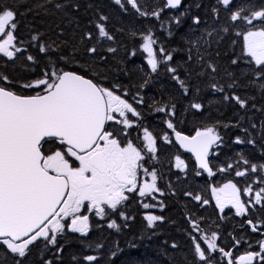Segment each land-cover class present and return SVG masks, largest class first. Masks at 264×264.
<instances>
[{
	"label": "snow or ice",
	"instance_id": "obj_1",
	"mask_svg": "<svg viewBox=\"0 0 264 264\" xmlns=\"http://www.w3.org/2000/svg\"><path fill=\"white\" fill-rule=\"evenodd\" d=\"M27 3L28 0H16L12 7L0 4V69L8 67V62L33 74L39 68V75L25 81L13 80L0 70V252L3 253L0 264L9 261L25 264L37 244L40 245V264H63L68 234L87 238L90 233V216L82 209L104 221L107 229L122 233L135 219L125 211L129 194L139 198L143 209L159 208L163 212L166 204L155 195H165L157 183L162 177L155 167L147 166L160 162V142L168 145L175 142L191 153L195 158L196 177L205 173L214 177L217 172L234 171L236 177L248 178L243 189L233 180L218 186L209 185L219 212L231 208L236 216L245 217L258 208L264 210V162H253L244 153L237 152L238 160L214 171L211 159L218 156V149L225 145L221 128H239L244 133L243 137L237 135L233 139L236 145L256 148L260 141V155L264 157V120L258 126L249 116L248 127L243 126V116L234 122L217 120L196 128L194 135H185L176 125L175 101L169 98L159 104L153 99L148 103L149 110L162 113L163 124L170 130L156 135L149 127L138 123L144 113L137 107L146 104L144 93L148 88L159 86L163 94L160 80L166 75L176 85L181 98H189L185 113L204 112L203 91H210L213 96L219 94L221 98L210 100L208 106L234 103L241 110L264 113V105L255 103L256 96H241L235 91L242 86L240 80L246 79L247 86L264 100V3L214 0L204 5L200 0L189 4L184 0H163L162 3L156 0L155 7L149 11L143 0H112L124 14H128L130 8L136 19L154 21L140 29L129 30L128 35L140 43L131 51L125 49L126 55L117 60L116 68L106 66L108 56L102 54L115 57L119 51V46H114L116 37L108 27V15L97 9L87 21L95 31L85 29L77 36L80 23L74 13L80 11L79 0H39L19 11ZM92 7L87 5V9ZM202 7L205 8L203 17L194 14V10ZM41 12L44 15L58 13L65 26L74 25L71 41L61 39L65 33L59 23L55 25L58 29L55 40L46 39L44 30L33 31L27 41L19 40L17 16L33 13L35 18ZM189 19L187 30L180 33ZM158 32L164 34L163 38ZM178 33L179 42L171 45L170 41L177 38ZM229 34L243 40L240 53H234L230 60L232 66L243 63L239 77L227 68L222 72L219 63V47ZM29 47L35 49L43 61L29 52ZM137 55H142L143 62L133 65ZM177 55L181 58L176 59ZM118 75L129 80L135 75L136 83L125 86ZM17 85L34 94L18 91ZM131 88L136 91L129 102ZM134 127L142 132L137 142L126 139ZM173 166L186 174L188 166L180 155H175ZM242 193L247 200H242ZM172 194L176 195L174 190ZM183 196L195 202L194 207L203 208L210 203L196 190H184ZM149 198L154 202H149ZM185 219L190 229L186 234L191 242L190 255L182 257L185 264H264V238L256 242L258 250H247L234 257L231 250L217 243V231L209 232L201 227L204 217L189 210ZM143 221L144 232L150 234L128 240V248L138 247V239L150 240L159 235L157 229L168 218L145 212ZM244 223L253 233L259 232L264 237L261 232L264 218L257 216L255 221L249 218ZM234 239V247L244 242L252 248L243 236ZM80 242L98 254H72V264H99L104 259V242L86 243L85 239ZM169 247L178 249L179 246L173 241ZM123 251L119 241H114L107 252V264H113L114 258Z\"/></svg>",
	"mask_w": 264,
	"mask_h": 264
},
{
	"label": "trees",
	"instance_id": "obj_2",
	"mask_svg": "<svg viewBox=\"0 0 264 264\" xmlns=\"http://www.w3.org/2000/svg\"><path fill=\"white\" fill-rule=\"evenodd\" d=\"M39 0H28V3L23 7L19 8V11H23L25 7H30L32 4L38 3ZM62 2V0H61ZM162 3L163 1L160 0ZM194 0H184L185 4L193 3ZM204 5H209L214 2V0H200ZM237 3L240 0H236ZM81 5L80 11L74 13V15L79 17L80 28L77 30V36L82 34V32L87 29L89 31H95L94 27H89L87 21L90 20L95 14L97 9L100 12L109 16L108 27L109 30L116 37L117 44L114 46H119V51L115 53V57L112 54L102 53L108 56L106 61V66H111L112 68L117 67V60H120L126 55L125 49L131 51L134 46H138L140 43L139 40H133L132 37L128 35L130 29H140L146 23H154V21H146L142 19H136V14L129 8L128 14H124L120 8L112 3V0H79ZM257 4L264 3V0H256ZM0 4H6L9 7H12L16 4V0H0ZM91 4L93 7L87 9V5ZM144 6L151 11L156 4V0H143ZM235 7V5H233ZM37 11H40L37 9ZM167 13H165L166 15ZM194 14L201 15L202 17L205 14V8L200 10H194ZM210 12L208 13V18L210 19ZM224 14L222 13V16ZM19 21V27L16 31V36L19 40L27 41L30 38V35L33 31L44 30L47 32L46 39L55 40L57 38L58 29L55 27L56 24H60V27L64 29L65 35L61 39L70 40L72 39V33L74 25L65 26L61 21L60 15H44L42 12L40 15L35 16L33 13H29L25 16H17ZM191 21L188 20V25ZM31 25V27H28ZM123 28L124 31L120 32L117 29ZM183 29V28H182ZM182 31V30H181ZM180 31V33H181ZM185 32V31H184ZM177 38L170 41L171 45H175L179 42V35ZM163 38L164 34L161 32L157 33ZM236 43L233 44L232 42ZM243 40L242 37H237L234 34H229L226 36L225 40L219 47L221 53L219 58V63L221 70L227 68L229 71H235L237 77L240 76L241 69L244 68L243 63L238 66H232L230 60L233 58V54H239L242 48ZM27 46V45H25ZM29 52L33 55L39 57V53L32 49L28 48ZM43 61L42 57H39ZM181 57L177 55L176 59ZM137 61H142V55H137L132 62L133 65L140 64ZM21 63V61H17ZM27 63V61H23ZM8 67H4L0 70L8 74L13 80L25 81L27 79H34L36 75H39V68L35 74L30 72L23 71L20 67H13L12 62H8ZM118 80L125 86H131L136 83L135 75L132 80H129L123 75H118ZM160 84L163 85L164 92L163 94L159 90V86L148 88L144 95L146 99V104L139 107L140 111L144 113L142 120L138 123H142L144 126L149 127L151 131L156 135L162 134L164 131H168L163 124L164 115L162 113H153L148 108V103H151L153 99L159 102V104H164L171 98L177 104V117L176 125L178 130L182 131L185 135H194L195 130L198 127H203L207 124H212L217 120L221 122L236 121L241 116L245 117V120L242 122L244 127L249 126V121L247 117H251L252 120L259 126L261 120H264V113L255 112V111H245L239 109V106L234 103L223 104L217 103L211 106H208L210 100L221 99L219 94L213 96L210 91L202 92V102L206 105L204 112L196 113L193 115L191 112L185 113L184 107L189 98H181L176 85L174 82H171L166 75L161 77ZM241 87L235 89V91L241 96H256L255 103L257 106L264 105V100H262L259 94L255 89L247 86V80L241 79ZM17 90L22 91L25 94H34L32 90L19 89L17 85ZM136 89L131 88V93L127 98L129 102H132V96L135 94ZM183 121V122H181ZM221 133L225 138V145L218 149L219 155L211 157L213 164L215 165L214 171L217 167L226 164L227 162H234L238 160L236 156L237 152L244 153L250 160L253 162H264V157L260 155L261 142H257V147L253 148L250 145H236L232 141L237 136H244V133L240 131L239 128H228L220 129ZM170 132V131H169ZM171 134V133H170ZM142 132L133 128L131 131L132 139H135L137 142V137L141 136ZM142 143V141L140 142ZM180 155L182 159L185 160L187 164V172L185 175V180L180 181L176 174L168 167L171 159L174 160L175 155ZM159 156L160 162L155 164H147L151 169L155 167L158 171V176L162 177L158 179V186L165 192L164 196L157 195L158 200H163L166 204V208L163 212L159 208L145 210L141 207L139 203V198L135 194H130L129 201L126 202L127 207L125 211L128 215L134 216V221H130V227L124 229L122 233H116L113 230L107 229L105 222L96 218L91 223L92 227L87 238H80L76 234H68L69 240L66 243L64 249V261L63 264H72L70 257L72 254H79L84 252L85 254H98L92 249H86L81 244V239H85V242L95 243L101 241L105 243V248L102 250L104 254V259H101L99 264H107V252L108 249L112 246L113 242L118 240L120 247L124 249L122 253L119 254L117 258H114L113 264H185V261L182 259L183 256L190 255L191 242L188 239L186 231L190 230L187 220L185 219V213L189 210H192L196 213L197 216L204 217V220L201 223V227L208 229L209 232L217 231L218 240L217 243L225 248V250H231L234 257H239L243 255L247 250H258L256 248V242L264 237L260 235L259 232L253 233L249 226L244 223L246 219L256 220L257 216L264 218V210L258 208L256 212H253L251 216L238 217L234 214V210L231 208H226L223 213L219 212L216 208L215 202L211 200L210 197V188L211 186H218L226 183L228 180H233L237 183L238 187L243 189L246 183L249 182L248 178H238L235 176L234 171H228L224 173L217 172L214 177H208L205 173L201 177H196L194 175L195 165L192 159L186 154L179 151L176 144L171 145L159 143ZM171 184V188H169ZM255 187V186H254ZM175 191L176 195H173L172 192ZM184 190H196L202 192L205 198L209 199V205L204 206L203 208L194 207L195 202H191L188 198L183 196ZM242 200H247L248 197L241 194ZM149 202H154L150 201ZM145 212H152L153 214L164 215L168 218V221L160 225L157 229L159 235L152 237V239H138L136 243L139 245L136 248H128L127 241L133 237H140L141 235L147 236L150 233L144 232L145 222L143 221V214ZM224 216L225 219L221 220L220 217ZM119 222V217H114ZM102 225L101 228H97L96 225ZM243 224V227L241 225ZM211 225V227H209ZM219 225V228L216 226ZM261 232H264V226L261 227ZM231 233V235H230ZM243 236L247 241L252 245V248H249V243L241 242L238 246L234 247L235 239H239ZM167 240L168 244H164V241ZM175 242L179 247L178 249H172L169 245L172 242ZM64 242V241H62ZM39 247L37 244L32 248V251L29 257L25 260V264H40L39 262ZM3 253L0 252V255ZM11 264V261L8 262Z\"/></svg>",
	"mask_w": 264,
	"mask_h": 264
},
{
	"label": "rangeland",
	"instance_id": "obj_3",
	"mask_svg": "<svg viewBox=\"0 0 264 264\" xmlns=\"http://www.w3.org/2000/svg\"><path fill=\"white\" fill-rule=\"evenodd\" d=\"M154 5H156V4H154ZM188 20L185 22V25H184V27H183V29H181L180 31H181V33H183L184 31H186L187 30V28H188ZM130 115V114H129ZM134 119V118H133ZM168 130V129H167ZM168 131H170V130H168ZM172 139H173V141H174V136H172L171 137ZM175 143V142H174ZM174 155H177V154H174ZM174 165V160H172L171 159V163L169 162V164H168V167L176 174V177H178L179 179H180V181H183V180H185V175H184V173H181L179 170H177V169H175V167L173 166ZM144 179H150V178H148V177H144ZM210 197H211V191H210ZM211 200L213 201V202H215L212 198H211ZM234 210V209H233ZM235 211V210H234Z\"/></svg>",
	"mask_w": 264,
	"mask_h": 264
},
{
	"label": "water",
	"instance_id": "obj_4",
	"mask_svg": "<svg viewBox=\"0 0 264 264\" xmlns=\"http://www.w3.org/2000/svg\"><path fill=\"white\" fill-rule=\"evenodd\" d=\"M174 141H175V138H174ZM175 144H176V143H175ZM176 146L178 147V149H179L181 152H183L184 154L190 156L191 159H192V161H193V163H194V165H195V158L192 156V154L189 153V152H186L184 149L180 148L178 144H176Z\"/></svg>",
	"mask_w": 264,
	"mask_h": 264
},
{
	"label": "flooded vegetation",
	"instance_id": "obj_5",
	"mask_svg": "<svg viewBox=\"0 0 264 264\" xmlns=\"http://www.w3.org/2000/svg\"><path fill=\"white\" fill-rule=\"evenodd\" d=\"M138 63H141L140 61H137ZM142 107V106H141ZM135 128V127H134ZM131 131H132V129H130L129 130V132H130V135L126 138V139H132V137H131ZM134 142H135V139H132ZM130 195V194H129ZM95 219V216L93 217L92 216V218H90V224L93 222V220Z\"/></svg>",
	"mask_w": 264,
	"mask_h": 264
}]
</instances>
